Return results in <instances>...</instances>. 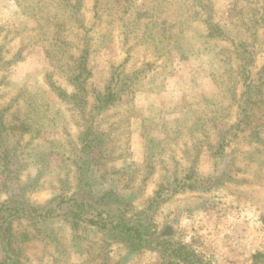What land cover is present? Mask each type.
<instances>
[{
  "label": "rangeland",
  "instance_id": "obj_1",
  "mask_svg": "<svg viewBox=\"0 0 264 264\" xmlns=\"http://www.w3.org/2000/svg\"><path fill=\"white\" fill-rule=\"evenodd\" d=\"M84 49L75 105L49 80L73 94ZM114 72L132 85L93 109ZM0 115V208L64 202L0 233L4 264H166L161 240L203 264L264 254V0H0ZM99 210L153 247L100 232Z\"/></svg>",
  "mask_w": 264,
  "mask_h": 264
},
{
  "label": "trees",
  "instance_id": "obj_2",
  "mask_svg": "<svg viewBox=\"0 0 264 264\" xmlns=\"http://www.w3.org/2000/svg\"><path fill=\"white\" fill-rule=\"evenodd\" d=\"M49 25V23L47 22ZM57 26L53 25V28ZM56 39V36H54ZM59 38H57V41ZM59 50L63 51V46H59ZM58 50V53H59ZM83 55L78 59V62L75 64L73 69V76L69 78V82L75 88V92L73 94L67 93L63 87L58 86L52 80H49V89L50 93L53 94L56 98L61 99L62 101L73 103L75 105L83 104L86 100V95L88 94L87 90V78L91 76L92 72H89L87 69V60H88V51L84 49L82 51ZM117 70V69H116ZM115 70V72H116ZM113 73L114 77L112 78L113 84L107 87L106 92H102L99 96H97L96 104L93 109H98L100 105H111L115 104L116 101L121 100L125 96L126 90L133 83V76L129 75L124 78H117ZM112 86L115 88L113 89ZM80 109V108H78ZM0 118H3V115H0ZM93 133L88 131L86 134L81 135L79 140L92 141L98 143V137L95 133V138L89 140V138L93 137ZM86 143V142H84ZM86 149H90L86 147ZM84 163V162H83ZM64 202H59L55 205V207H48L47 209H38L34 207H5L0 208V233L5 236L12 237L13 231V223L14 220L23 219V218H45L52 217L56 208H60L63 206ZM78 207H82L79 203H77ZM81 213H84V210H80ZM91 223L93 227H97L100 232H107L113 239H125L123 237L130 238L133 242L130 243V247L137 249L139 245L143 244L144 241L149 243V247H153L152 243L154 239L151 240L148 238H144L142 230L138 228V224L133 225L132 220H127L121 212L111 213L108 210H99V213L93 212L90 214ZM136 223V222H135ZM78 225V223H77ZM13 237H16L13 234ZM156 248L161 247L164 251L163 253V261H166V264H203L200 258V255L196 253L192 248L188 245H173L170 241H157L155 245ZM0 264H4L0 261ZM253 264H264V254L257 253L253 257Z\"/></svg>",
  "mask_w": 264,
  "mask_h": 264
}]
</instances>
